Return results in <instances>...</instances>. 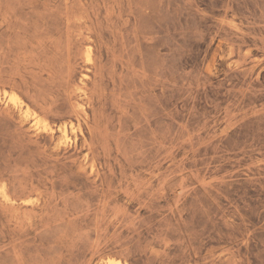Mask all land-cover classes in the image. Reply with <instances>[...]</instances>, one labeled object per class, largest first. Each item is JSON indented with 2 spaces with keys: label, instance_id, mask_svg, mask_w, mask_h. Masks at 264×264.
I'll return each instance as SVG.
<instances>
[{
  "label": "rangeland",
  "instance_id": "obj_1",
  "mask_svg": "<svg viewBox=\"0 0 264 264\" xmlns=\"http://www.w3.org/2000/svg\"><path fill=\"white\" fill-rule=\"evenodd\" d=\"M0 264H264V0H0Z\"/></svg>",
  "mask_w": 264,
  "mask_h": 264
},
{
  "label": "bare ground",
  "instance_id": "obj_2",
  "mask_svg": "<svg viewBox=\"0 0 264 264\" xmlns=\"http://www.w3.org/2000/svg\"><path fill=\"white\" fill-rule=\"evenodd\" d=\"M88 50V49H87ZM32 122V121H31ZM37 122V121H36ZM36 125V124H35ZM35 127V126H34ZM62 133L65 135V129L63 128L62 130Z\"/></svg>",
  "mask_w": 264,
  "mask_h": 264
}]
</instances>
